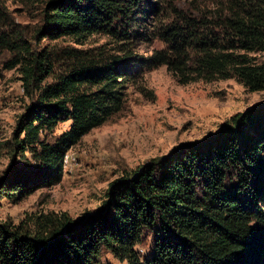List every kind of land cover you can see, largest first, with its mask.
<instances>
[{"label":"trees","instance_id":"1","mask_svg":"<svg viewBox=\"0 0 264 264\" xmlns=\"http://www.w3.org/2000/svg\"><path fill=\"white\" fill-rule=\"evenodd\" d=\"M24 1L44 5L38 37L83 41L101 34L120 55H76L66 75L40 88L37 78L51 72L46 54L31 51L0 7V49L12 56L4 68L20 64L26 92L35 83L38 92L12 139L24 164L11 165L0 179V198L13 202L60 183L67 151L121 110L123 86L137 74L129 69L132 39L147 37L145 16L159 11L158 0H148L146 12L143 0ZM227 1L226 13L210 21L188 18L157 29L166 48L136 66H165L181 84L235 78L249 92L264 91V60L249 56L264 52V0ZM65 121L69 130L48 143ZM263 202L260 104L230 117L204 142L114 180L103 207L78 220L51 213L35 216L30 226L0 223V264H100L103 253L126 264H264ZM145 243L141 253L137 247Z\"/></svg>","mask_w":264,"mask_h":264},{"label":"rangeland","instance_id":"2","mask_svg":"<svg viewBox=\"0 0 264 264\" xmlns=\"http://www.w3.org/2000/svg\"><path fill=\"white\" fill-rule=\"evenodd\" d=\"M147 1L141 3V10L145 12L151 10ZM156 2L159 11L145 16L147 37L132 39V61L135 62H131L129 69L137 74L123 86L121 110L89 131L67 151L60 183L14 202L1 197V224L27 223L30 226V220L35 216L51 213H65L72 220H78L103 207L114 180L132 175L153 159L168 157L179 148L204 142L222 130L230 117L264 104V91L249 92L235 78L181 84L165 66L153 70L138 68L135 63L139 64L167 46L157 37V29L182 24L183 19L188 18L210 21L217 14H225L229 7L227 0ZM0 7L13 23L12 29L26 41L31 51L38 57L46 54L45 62L49 61L51 72L37 78L40 88L66 75L76 55H120L118 45L101 34L83 41L69 36L56 39L38 37L36 32L42 27V2L0 0ZM249 56L258 63L264 60V52ZM11 58L8 51L0 49V179L11 165L24 164L20 155L12 152V139L19 119L38 94L35 82H32L35 84L31 93L26 92L20 64L11 69L4 68ZM43 69L47 71L46 67ZM70 126L71 121L59 123L46 136V141L55 143ZM25 157L31 158L29 153ZM146 245L137 249L144 253ZM100 264L126 263L103 253Z\"/></svg>","mask_w":264,"mask_h":264}]
</instances>
